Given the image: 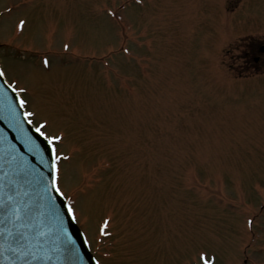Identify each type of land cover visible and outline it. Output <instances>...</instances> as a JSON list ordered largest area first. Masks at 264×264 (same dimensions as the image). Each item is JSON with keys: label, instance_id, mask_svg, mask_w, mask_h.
Returning a JSON list of instances; mask_svg holds the SVG:
<instances>
[{"label": "rangeland", "instance_id": "rangeland-1", "mask_svg": "<svg viewBox=\"0 0 264 264\" xmlns=\"http://www.w3.org/2000/svg\"><path fill=\"white\" fill-rule=\"evenodd\" d=\"M263 42L264 0H0L100 264H264Z\"/></svg>", "mask_w": 264, "mask_h": 264}, {"label": "water", "instance_id": "water-1", "mask_svg": "<svg viewBox=\"0 0 264 264\" xmlns=\"http://www.w3.org/2000/svg\"><path fill=\"white\" fill-rule=\"evenodd\" d=\"M53 162L0 74V264H97L54 188Z\"/></svg>", "mask_w": 264, "mask_h": 264}, {"label": "flooded vegetation", "instance_id": "flooded-vegetation-1", "mask_svg": "<svg viewBox=\"0 0 264 264\" xmlns=\"http://www.w3.org/2000/svg\"><path fill=\"white\" fill-rule=\"evenodd\" d=\"M262 51H264V49Z\"/></svg>", "mask_w": 264, "mask_h": 264}]
</instances>
